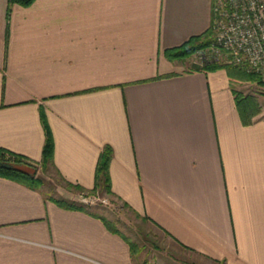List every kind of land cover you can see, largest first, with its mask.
I'll list each match as a JSON object with an SVG mask.
<instances>
[{
    "label": "crops",
    "instance_id": "obj_1",
    "mask_svg": "<svg viewBox=\"0 0 264 264\" xmlns=\"http://www.w3.org/2000/svg\"><path fill=\"white\" fill-rule=\"evenodd\" d=\"M212 9L213 0H0V149L65 188L57 198L43 178L36 190L0 178V264H158L102 202L85 211L53 201L83 203L67 184L93 191L106 147L111 203L203 264H264V109L246 125L225 69L167 57L210 30ZM43 116L55 143L47 169Z\"/></svg>",
    "mask_w": 264,
    "mask_h": 264
},
{
    "label": "trees",
    "instance_id": "obj_2",
    "mask_svg": "<svg viewBox=\"0 0 264 264\" xmlns=\"http://www.w3.org/2000/svg\"><path fill=\"white\" fill-rule=\"evenodd\" d=\"M12 4H18L24 7L31 6L36 0H9ZM214 37V30L211 26L210 30H208L205 34L201 36H197L192 38L189 42H187L184 46L170 50L167 52V57L171 60H185L190 57L197 50L208 47ZM203 71H217L221 69H225L233 83L240 82L241 80H256L259 79V74L257 73H248L246 70L231 68V67H223L218 65H208L200 68ZM258 77V78H257ZM257 81V80H256ZM260 84H264L263 80H258ZM237 105L239 111L241 113L243 122L246 125H250L254 122V118L260 113V104L255 96L244 95L240 92L234 91ZM43 122L46 128V143L43 151V159L42 166L47 169L53 161V155L55 150V143L53 134L51 129L49 128L46 117L43 116ZM112 149L111 147H106L97 169V184L93 191L87 192L82 189L80 186H73L67 184L69 188H75L76 190L83 193V197H96L97 194H101L104 192L105 194H112L111 188V179H110V163L112 160ZM34 167L31 160L25 156L20 154H16L9 150L0 149V178L9 179L15 181L17 183L26 185L32 189H39L44 185L43 179L38 178L30 171V168ZM104 195V194H103ZM60 206L67 209H81L87 210L91 205H87L84 203H77L68 200H53ZM88 207V208H87ZM107 227L113 231L118 232L114 229V226L111 222L105 221ZM131 248H136L135 244L130 243Z\"/></svg>",
    "mask_w": 264,
    "mask_h": 264
},
{
    "label": "rangeland",
    "instance_id": "obj_3",
    "mask_svg": "<svg viewBox=\"0 0 264 264\" xmlns=\"http://www.w3.org/2000/svg\"><path fill=\"white\" fill-rule=\"evenodd\" d=\"M207 52L208 47L197 50L190 57L183 60L184 67L186 69L193 70L195 68H203L208 65H220L226 68L231 67L243 69L230 62V60L224 61L214 58V56H211V54ZM258 74L260 75L259 79L264 80V72ZM259 79H256L257 81L241 80L240 82H235V89L237 92L244 95L255 96L260 104V109L262 110L264 109V84H260L258 81ZM30 171L33 174L35 173L36 177L40 176V178L45 180L46 185L43 190L47 196L60 198L58 197L59 195L57 190L65 188L55 172H51V174L50 172L45 173L36 166L31 167ZM96 197L98 198L96 203H101L104 200L106 203L102 202V204L110 207V211L106 214V216L115 224V226L132 241L138 243L142 247L144 246L146 251L150 250L149 252L151 258L157 259L158 264L205 263L204 260L197 255L191 254L179 248H173L171 243L158 229L149 223L143 222L141 219L136 217L133 212L122 207L120 203H111V199L104 197L101 194H97ZM169 257H173V259L178 260V263L173 262Z\"/></svg>",
    "mask_w": 264,
    "mask_h": 264
},
{
    "label": "built area",
    "instance_id": "obj_4",
    "mask_svg": "<svg viewBox=\"0 0 264 264\" xmlns=\"http://www.w3.org/2000/svg\"><path fill=\"white\" fill-rule=\"evenodd\" d=\"M212 10L214 37L207 53L249 73H263L264 0H213ZM97 199L84 197L83 203Z\"/></svg>",
    "mask_w": 264,
    "mask_h": 264
}]
</instances>
